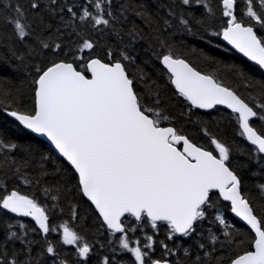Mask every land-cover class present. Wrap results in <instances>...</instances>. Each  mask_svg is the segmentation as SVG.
<instances>
[{"label":"snow or ice","instance_id":"1","mask_svg":"<svg viewBox=\"0 0 264 264\" xmlns=\"http://www.w3.org/2000/svg\"><path fill=\"white\" fill-rule=\"evenodd\" d=\"M110 2L95 0V13L85 5L79 20L92 21L93 28L109 25L102 5H110ZM56 3L57 0H50L49 11L52 15H55V10L51 5ZM180 4H195L203 6L208 13L212 12L208 0H180ZM221 4L222 15L228 18L222 30L223 39L264 68V37L254 30L257 26L264 29V0H258V4H254V0H245L246 11L243 14L249 18L247 26L235 15L236 0H221ZM0 7H3V0H0ZM10 7L13 15L4 19L11 25L13 36L24 41L35 35L40 48L51 49L53 53L60 49V44L53 48L35 32L27 22V10L19 0ZM39 7V0H29L30 9ZM66 11L70 17L76 18L77 13L72 6H67ZM170 15L175 13L170 12ZM107 16H113L111 10L107 11ZM253 21L254 24L251 23ZM194 22L197 25L203 23L202 20ZM33 23L41 26V32L51 29V24H45L42 17ZM164 23L170 26L169 21L165 20ZM179 24L191 30L190 20L183 15L179 17ZM130 35L135 39L134 32H130ZM160 44L164 47L163 41ZM93 48V42L84 39L77 52L83 53ZM75 59L84 61L85 58L77 55ZM122 60L132 62L133 57L122 51L120 58H114V53L109 50L107 62L97 57L88 58L79 71L73 62L64 60L53 61L46 67L37 66L33 110H12L7 115L14 117L32 133L46 136L55 146L78 175L79 190L95 205L110 234H122L119 245L131 253L134 264H170L167 257L174 254V249H169L167 243L160 241L163 257L152 259L151 253L156 243L154 234L145 233L146 243L142 244L139 238L130 241L129 232L134 233L137 228L148 225L155 232L159 228L158 222L163 221L168 228V240H173L175 234L189 237L196 232L197 222L207 219L208 210L213 208V190L218 191L224 201L230 202L231 212L244 221L254 234L247 249L227 260L217 258L216 264H264V209L259 210L261 214L257 215L258 209L242 194L241 177L231 167L229 148L212 137L211 144L218 153L215 155L197 146L174 126H162L170 117L160 108L158 94L147 97L140 95L136 90V81L126 71ZM160 63L170 73L171 84L192 107L211 109L214 105H226L237 113L241 134L259 153H264V134H258L250 126V118L264 121V104L259 105L260 111H257L212 76L202 75L184 59L175 57L171 49L160 57ZM15 148L16 144L0 139V149ZM23 164L24 167L28 166L27 159ZM260 189L264 191V185ZM51 199L56 200L57 197L52 196ZM0 210L31 217L42 233L57 231L55 226L49 225L46 208L40 206L35 198L22 195L17 190L0 195ZM125 214L139 223L127 227L122 220ZM214 222L225 226L223 243L229 246L236 243L232 236L239 233L228 230L230 226L218 210ZM12 227V224L6 225L4 245L0 246V264H31V257L21 259L20 254L26 252L27 245L32 242L26 241L24 235L11 231ZM60 227L62 243L77 245L78 256L86 258L90 245H81L79 242L83 238L66 223ZM25 228V224L19 223V229ZM12 239L19 240L25 247L9 253L5 246ZM208 239L217 242L220 237L210 231ZM132 244L135 246H130ZM179 247L176 245V248ZM198 248L205 249V245L200 243ZM45 251L53 256L58 255L50 242ZM188 251L184 249L185 253ZM203 255L208 257L210 253L204 251ZM197 262L207 264L200 256L193 264ZM60 264L66 262L61 261ZM102 264H109V259L105 257Z\"/></svg>","mask_w":264,"mask_h":264},{"label":"trees","instance_id":"2","mask_svg":"<svg viewBox=\"0 0 264 264\" xmlns=\"http://www.w3.org/2000/svg\"><path fill=\"white\" fill-rule=\"evenodd\" d=\"M16 2L3 0V7H0V139L17 145L12 150L0 149V195L17 190L22 195L35 198L40 206L46 208L49 225L55 226L57 231L42 233L31 219L0 210V246L4 245L6 225L12 224L11 231L24 235L26 241L32 242L27 245V251L20 254L21 259L31 257V264H60L61 261L66 264H102L105 257L109 259V264H134L131 253L119 245V236L122 234H110L79 190L78 177L72 167L47 142L25 130L4 112L33 110L37 66L46 67L53 61L64 60L73 62L77 70H82V64L88 58L97 57L107 62L109 50L114 53V58H120L122 51L133 57L132 62H122L130 77L136 81V90L140 95L147 97L158 94L160 108L170 117L162 126H174L197 146L215 155L218 153L211 144L212 137L229 148L231 167L241 177V192L258 209L257 215L261 214L259 210L264 209V191L260 189L264 185V154L259 153L241 134L238 115L221 106L208 111L192 107L175 90L169 73L160 63V57L171 49L175 57L185 59L198 71L212 76L260 111L258 106L264 104V72L220 39L228 19L222 15L221 0H208L211 13L203 6L181 5L180 0H111L110 5H102L105 18L110 21L109 25L96 28L92 27L93 22L90 20H79L85 5L89 11L96 12L93 7L95 0H57L55 5H51L55 15L49 11L50 0H39L40 7L36 10L29 8V0H19L27 10V22L41 39L53 48L56 44L61 45L55 53L51 49L40 48L35 35L24 41L13 36L12 27L4 18L13 15L10 6ZM254 4H258V0H254ZM69 5L77 13L76 18L70 17L66 11ZM108 10H111L113 16H107ZM244 11L245 0H236L235 15L248 25L249 18L244 16ZM170 12L175 15H170ZM181 15L190 20V31L179 24ZM41 17L45 24H51L50 30L41 32V26L33 23ZM165 20L169 21L170 26L165 25ZM194 20H202L203 23L197 25ZM254 30L264 37V29L257 26ZM130 32H134L135 39ZM84 39L93 42L94 48L79 53L77 48ZM160 41L164 42V47H161ZM77 55H83L84 61L76 60ZM250 123L259 134H264V121L253 118ZM25 159L28 161L27 167L23 164ZM52 196L57 199L52 200ZM212 204L207 219L198 221L196 232L189 237L175 234L173 240H168V228L163 221L158 222L159 228L155 232L148 225L142 229L137 228L134 233L129 232L128 237L130 241L139 238L143 244L146 243L145 233L154 234L156 243L151 258L163 257L160 241H164L169 249H174V254L167 257L170 264H193L197 256L206 260L207 264H216L217 258L227 260L235 253L247 249L254 235L230 214L229 204L222 201L215 191L212 192ZM217 210L230 226L228 230L239 233L238 236H232L236 243L230 246L223 243L225 226L214 222ZM122 220L129 228L139 223L129 215H125ZM19 223L25 224L26 228L19 229ZM65 223L83 238L79 242L81 245H90V253L86 258L78 256L77 245L62 243L60 225ZM33 228L37 231H31ZM210 231L217 234L220 240L211 242L208 239ZM49 242L58 255L53 256L45 251ZM200 243L205 245V249L198 248ZM176 245L180 247L176 248ZM5 247L11 253L25 246L19 240L12 239ZM185 248L189 250L187 253L184 252ZM213 248L215 251H212ZM204 251L210 255L204 257Z\"/></svg>","mask_w":264,"mask_h":264},{"label":"water","instance_id":"3","mask_svg":"<svg viewBox=\"0 0 264 264\" xmlns=\"http://www.w3.org/2000/svg\"><path fill=\"white\" fill-rule=\"evenodd\" d=\"M245 26H247V25H245ZM220 39L222 40V42L223 43H225L229 48H231L232 50H234L237 54H239L240 56H242L243 58H245L246 60H248V61H250V62H253V63H255L256 64V62L255 61H252V60H250L248 57H246L243 53H241L238 49H236L233 45H231V44H229L226 40H224L223 39V36H222V32H221V34H220ZM178 58H181V57H178ZM181 59H183V58H181ZM185 60V59H184ZM186 61V60H185ZM187 62V61H186ZM188 63V62H187ZM162 65V64H161ZM189 65L191 66V67H193L190 63H189ZM258 65V64H257ZM163 66V65H162ZM75 67V66H74ZM164 67V66H163ZM165 68V67H164ZM194 68V67H193ZM166 69V68H165ZM195 69V68H194ZM195 70H197V69H195ZM262 70L264 71V68H262ZM79 71V70H78ZM166 71H167V69H166ZM198 71V70H197ZM168 72V71H167ZM200 72V71H199ZM202 75H208V74H205V73H202V72H200ZM170 74V73H169ZM222 86H224L223 84H221ZM174 86V85H173ZM224 87H226V86H224ZM174 88H175V86H174ZM230 89V88H229ZM176 90V89H175ZM231 90V89H230ZM177 91V90H176ZM233 91V90H232ZM190 103V102H189ZM215 106H221V107H224V108H226V109H228L229 111H231L232 112V110L231 109H229L226 105H214V107ZM213 107V108H214ZM198 109V108H197ZM212 109V108H211ZM199 110H202V111H208V110H210V109H199ZM9 111H12V110H5L4 112L7 114V112H9ZM237 114V113H236ZM238 115V114H237ZM9 117H11V116H9ZM12 119H14L15 120V118L14 117H11ZM251 119H253V118H250V120ZM16 121V120H15ZM18 124H19V122L18 121H16ZM20 125V124H19ZM21 127H23L22 125H20ZM251 126V125H250ZM24 128V127H23ZM25 129V128H24ZM25 130H27V131H29V132H31L30 130H28V129H25ZM241 131H242V129H241ZM32 133V132H31ZM32 134H34L35 136H37V137H39V138H41L42 140H44L45 142H47L50 146H51V148L54 150V152L56 153V154H58L62 159H64L65 160V158H63L60 154H59V152H58V150H56L55 149V146L54 145H52L51 144V142L48 140V138L46 137V136H43V135H40V134H36V133H32ZM245 137V136H244ZM245 139L247 140V138L245 137ZM248 141V140H247ZM249 143H251L250 141H248ZM204 150H206V149H204ZM206 151H208V150H206ZM262 154H264V153H262ZM66 161V160H65ZM67 162V161H66ZM68 163V162H67ZM68 165H70L69 163H68ZM74 170V169H73ZM77 177H78V175H77ZM213 191H216V190H213ZM217 193H218V191H216ZM218 195H219V193H218ZM84 196V195H83ZM85 197V196H84ZM220 197V196H219ZM86 198V200L93 206V208L95 209V211L97 212V214L99 215V213H98V211L96 210V208H95V205L94 204H92V202L90 201V200H88V198L87 197H85ZM222 200H223V198L222 197H220ZM224 201V200H223ZM224 202H228L229 203V207H230V214L235 218V219H237L239 222H241L244 226H246L249 230H250V228H249V226H247L246 225V223L244 222V221H242L239 217H237L234 213H232L231 212V204H230V202L229 201H224ZM10 214H12V215H15V216H17L16 214H14V213H10ZM126 215V214H125ZM21 217V216H20ZM99 217H100V215H99ZM25 218H29V219H31L32 220V218L31 217H25ZM101 218V220H102V222H103V219H102V217H100ZM34 223H35V221L34 220H32ZM104 223V222H103ZM37 226V225H36ZM106 226V225H105ZM38 227V226H37ZM106 228H107V226H106ZM117 234H119V233H117ZM178 235H180V234H178ZM254 235V234H253Z\"/></svg>","mask_w":264,"mask_h":264}]
</instances>
